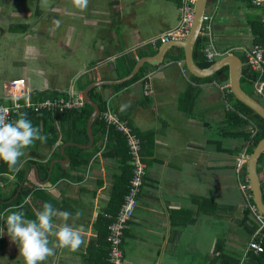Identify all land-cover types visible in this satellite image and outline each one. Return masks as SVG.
<instances>
[{"label":"crops","instance_id":"1","mask_svg":"<svg viewBox=\"0 0 264 264\" xmlns=\"http://www.w3.org/2000/svg\"><path fill=\"white\" fill-rule=\"evenodd\" d=\"M80 3L81 0H0V104H12L9 85L13 80L24 79V93L32 102L82 97L84 105L72 110H83L89 105L84 91L95 82L122 79L113 72L116 59L136 55L137 50L152 40L177 28L183 7V0H87L83 8ZM47 11L52 13L50 21L45 19ZM207 14L213 16L216 49L238 56L244 68L248 66L246 51L258 45L259 36L254 29L255 24H264V4L255 6L252 0H209ZM25 26L29 28L25 30ZM159 47H155L157 52ZM172 50L162 65H151L157 68L149 69L140 80L121 90L101 89L115 86L101 83L88 91L89 97L94 88L102 91L107 101L102 116L106 112L117 115L143 144L147 175L134 218L125 233L124 264H190L194 252L189 238L195 235L204 240L207 230L214 242L201 252L206 264L219 256L220 243L225 242L226 254L238 256L244 255L251 239L240 221L245 208L252 204L253 193L250 189L252 197L247 198L241 191L237 163L244 152L247 160L252 154L246 151L248 142L242 138L224 137L228 133L224 130L229 127L234 130L229 132L238 133V127L234 129L226 121L227 112L238 103L234 95L230 97V80L224 84L196 80L187 70L184 56L180 62L171 60V55L180 53ZM136 59L138 62L141 58ZM152 73V94L146 95L144 83ZM257 76V80L264 82V74L257 73ZM253 90L250 96L264 106V92H258L255 84ZM19 101L24 103L25 98ZM22 111L33 112L24 108L17 115ZM56 125L59 130L60 124L56 122ZM111 128L115 129L107 125V132ZM42 129L40 135L46 137ZM61 140L60 137L54 147L41 145L43 141L36 140L25 148L18 160V171L0 177L3 197L18 188L13 201L23 188L35 187L22 204L33 215L46 202L37 194L40 190L55 199L52 205L58 212L72 214L68 223L81 232L82 244L76 250L58 248L55 237L50 236L53 254L40 264H109V243L105 240L107 233L102 230L105 222L101 219H110L120 209L111 205L120 164L113 157H104L105 136L87 167L73 169L71 180L53 184L50 177L42 178L37 163L53 158L61 145L64 158L52 161L50 175L57 162L69 170L71 160L65 149L79 143L62 145ZM62 161L65 162L62 164ZM22 171L25 174L21 181ZM262 174L263 169L260 178ZM234 188H238L242 198L224 200L227 198L224 195L231 194ZM225 214L231 229L224 237L216 229H222ZM27 218L33 216L28 213ZM250 218L258 229L252 212ZM63 222L59 215L53 217L55 226ZM0 226H3L2 220ZM244 236L247 240L239 245ZM2 239L0 264H23L16 244L6 234Z\"/></svg>","mask_w":264,"mask_h":264},{"label":"trees","instance_id":"2","mask_svg":"<svg viewBox=\"0 0 264 264\" xmlns=\"http://www.w3.org/2000/svg\"><path fill=\"white\" fill-rule=\"evenodd\" d=\"M39 10V9H38ZM39 13V11H37ZM29 26H25V30H27ZM255 35L259 36L257 39L258 45H264V24H255ZM262 38L263 40H261ZM207 39L203 37H199L195 48H194V61L195 63L201 67V68H207L211 66L214 62H208L206 58L204 57V50L207 45ZM161 43H158V47ZM179 51L180 53L171 55V60L180 62L184 60V52L181 48H173L172 52ZM157 49L153 47L151 44H147L146 47L140 48L136 51L135 54H127L122 55L116 59L115 67L113 69L114 75L117 78H123L131 73V71L134 69L137 59L143 58L146 56H152L156 54ZM157 67H153L149 64H145L139 71L137 75H135L130 81H127L121 85H115V86H103L101 89H107L111 88L113 90H121L124 87L130 85L131 83H134L138 80H140L146 72H148L149 69H154ZM257 73L252 71L249 66H245L243 69V77H242V87L246 93L249 95H252L254 90V84L257 82ZM195 78V77H194ZM199 81H216L219 84H224L229 81V72L228 67L222 68L220 71H218L215 75L205 78V79H199L195 78ZM249 85H247V83ZM90 97L91 99L96 102L100 108V116L94 121L92 126V132L95 138V144L93 149H83L79 146H73L69 145L65 149L66 154L71 160V167L69 170L63 168V166L60 163H55L53 167V171L50 175L51 170V163L56 158L63 159V155L61 152V145L56 150V154L53 158L46 161L45 163L38 162V168L41 172L42 178L47 179L50 177V182L53 184H57L60 181L64 180H71L70 171L73 169H79L81 167H87L89 163L91 162L93 156L98 152L99 147L98 143L99 141H102L105 136H107V143L105 147V153L104 157H113L114 159H117V162L120 164V176H116V183L114 185V194L112 197L111 205L115 207V209L121 208L125 195L127 193L128 187L130 185V180L133 177V166H132V156L129 152V146L127 144L125 136L122 135V133L117 132L115 129L111 128L109 132H107V125L104 122V117L102 114L105 112L107 108V101L102 95V91L98 90V88H94L90 91ZM231 98H234L233 94H230ZM235 105V109L229 110L227 112V124H231L234 129L237 128L238 133L233 134L229 131H232L230 127L224 132L228 131V133L224 134V137H240L245 142H248V147H245L246 151L249 154H252L254 149L257 146V143L260 142L264 138V119L260 117L257 113H255L251 108L246 106L245 104L239 102ZM23 113H26V118L29 119L33 126L38 127L40 132V127L43 129L41 130V133H46L45 136L47 137V141H43L41 145H47L48 147H54L58 140L61 137V143L66 144L68 142H75L79 144H88L90 142L89 135H88V120L93 112V107L89 105H85L84 109L81 111H64V112H56V113H50V112H41L39 114L35 113L34 111H22ZM21 112V113H22ZM19 117V115H16L14 117V120H16ZM13 120V121H14ZM56 122L60 124V129H57ZM70 124V125H69ZM237 124V125H236ZM252 124V126L250 125ZM69 126V127H67ZM252 127V128H251ZM251 129V130H250ZM234 131V130H233ZM143 149V144H142ZM141 153H143L141 151ZM246 154V152H244ZM264 166V153L260 156L257 170L258 174L260 175L262 172ZM4 173H12L7 165L3 162H0V177L4 175ZM25 172L22 171L19 174V180L24 179ZM237 177L239 181H247L248 180V172H247V164H245L241 171L237 173ZM35 189V187L22 189V191L18 194L17 197L13 201L11 199L16 195L18 188L14 190V192L3 197V187H0V214L4 213V216L8 214V211L12 210H22L27 217L28 213L35 218V215L33 213L29 212L27 207H24L22 204L25 200V198L30 195V193ZM37 192V191H36ZM252 193V191H251ZM37 194L41 195L46 202H49L51 204H54L55 199L47 192L45 191H38ZM264 199V196H263ZM251 203L254 204L253 199H251ZM22 205V209H20V206ZM17 207V208H15ZM117 207V208H116ZM15 208V209H13ZM120 210V209H119ZM119 211L117 212V214ZM112 216L110 219L102 218L101 220L105 222L103 225L102 222V230H106L107 235H105V240L108 239L109 226L113 223L114 217ZM251 211L249 207H246L245 210L242 213L241 218V225L245 228V230L248 232L252 237L255 235L254 232L257 231V225L251 221ZM105 220V221H104ZM252 222V225H249V223ZM3 226L5 222L2 220ZM108 236V237H107ZM250 239V240H251ZM2 242L4 240H0V246H2ZM107 242V241H106ZM250 242V241H249ZM109 243V239H108ZM225 242H222L217 247V250L219 251V256L214 257L211 259L210 264H264V252L256 254L254 251H247L248 244L245 249L244 255H228L225 252ZM110 245V244H109ZM263 247H264V239H263ZM247 254V255H245Z\"/></svg>","mask_w":264,"mask_h":264},{"label":"built area","instance_id":"3","mask_svg":"<svg viewBox=\"0 0 264 264\" xmlns=\"http://www.w3.org/2000/svg\"><path fill=\"white\" fill-rule=\"evenodd\" d=\"M197 0H183L181 21L177 28L167 32L157 39L149 42L153 47H156L158 43L164 44L170 41H183L187 38L193 25L195 17V5ZM255 6H263L264 0H252ZM201 37L207 39V45L204 50V57L208 62H214L222 57L223 54L216 49L213 42V16L206 14L204 17L203 28L200 34ZM246 60L248 66L261 76L264 74V46L254 45L253 48L246 51ZM152 74L146 77L144 83L145 94H152ZM25 80L17 79L13 80L9 85L10 97L16 96L18 99L12 102L11 105L0 104V121L10 122L14 120V117L22 109H32L36 113L42 111H49L52 113L64 112L66 110H72L81 108L84 105L82 97L78 99L71 98L66 99H54L45 100L41 103H35L31 101V98L24 93ZM258 92L263 93L264 82L259 79L255 83ZM19 98H25V102L21 103ZM13 101V100H12ZM106 124L110 127H114L117 131L121 132L127 141L129 146V152L132 156L133 177L130 180L127 193L124 198V202L119 210V213L114 218L113 223L109 226V264H124L125 257L122 249L126 230L130 221L134 218L136 209L138 207V197L144 186L145 178L147 175V167L142 158V143L139 137L133 134L131 128L122 122L117 115L111 112H106L104 115ZM247 154H242L238 159L237 173H239L242 167L247 164ZM262 192L264 194V166L263 174L261 177ZM240 189L244 196L251 198L250 194V181L249 178L246 181L240 182ZM250 210L255 222L258 224V229L254 232V236L248 244L247 251H254L256 254L264 252L263 239H264V214L261 213L255 205H250Z\"/></svg>","mask_w":264,"mask_h":264},{"label":"clouds","instance_id":"4","mask_svg":"<svg viewBox=\"0 0 264 264\" xmlns=\"http://www.w3.org/2000/svg\"><path fill=\"white\" fill-rule=\"evenodd\" d=\"M86 2L81 0L80 7H85ZM11 99L15 102L18 97L12 96ZM45 139L38 127L26 118V113H20L15 121H0V162L5 163L11 172L18 171V160L24 149L36 140ZM57 215L64 221L59 226L53 223V217ZM71 215L68 211L58 212L49 202H44L35 212V218H27L22 210L8 211L6 216L0 214V220L5 222L0 226V237L6 234L16 244L23 264H40L53 254V248L49 246L50 236L55 237L54 243L58 248L76 250L82 244L81 232L68 223Z\"/></svg>","mask_w":264,"mask_h":264},{"label":"water","instance_id":"5","mask_svg":"<svg viewBox=\"0 0 264 264\" xmlns=\"http://www.w3.org/2000/svg\"><path fill=\"white\" fill-rule=\"evenodd\" d=\"M209 0H197L195 5V17L193 21L192 28L190 30L189 35L183 41H170L168 43L161 44L158 49V52L153 56H146L141 58L136 66L134 67L133 71L125 78L115 81H106V82H95L91 84L85 91H84V98L86 102L93 106L94 111L90 116L88 121V134L90 137V143L88 145H79V147L84 149H90L94 145V136L92 133V126L94 121L100 116V108L99 106L93 102L88 94V91L101 83L109 84V85H119L126 81L131 80L143 67V65L150 64L154 66H160L164 63L165 56L169 52L170 49L174 47H179L184 50V57H185V65L187 70L191 75L197 78H208L216 74L224 67L229 68V80H230V88L231 92L235 96V98L251 108L255 113H257L260 117L264 119V106L260 104L257 100L253 97L248 95L241 86V79L243 77V68L244 62L238 56L234 55H226L219 60L215 61L211 66L207 68L199 67L194 61V48L198 38L200 37L204 17L207 14V7H208ZM264 153V138L257 143L256 148L254 149L252 155L247 160V172L248 178L251 185V190L253 193L254 203L257 206L258 210L264 214V199H263V192L262 186L260 182V175L258 174L257 166L259 162L260 156ZM68 161V159H66ZM65 161H62L63 164ZM53 164V163H52Z\"/></svg>","mask_w":264,"mask_h":264},{"label":"rangeland","instance_id":"6","mask_svg":"<svg viewBox=\"0 0 264 264\" xmlns=\"http://www.w3.org/2000/svg\"><path fill=\"white\" fill-rule=\"evenodd\" d=\"M21 1V0H20ZM28 2V1H27ZM30 2V1H29ZM24 3H20V5H23ZM27 4V3H26ZM24 7H25V5H24ZM27 7H29V6H27ZM45 13V12H44ZM47 13H48V16H46V20H48V21H50V19H51V16H50V14H52V13H49V11H47ZM43 16V15H42ZM41 16V17H42ZM48 33L49 34H51L52 33V31L51 30H49L48 31ZM224 179V178H223ZM234 180L236 181V178H234ZM237 183V182H236ZM231 184H234L233 182H231ZM239 188V187H238ZM238 188H234V189H232V193L230 194H226V195H224V197H227V198H225L224 200H227V199H232V201H236V200H238V199H241L242 197H241V195H242V193L238 190ZM227 214H225V216H222V218H223V226H222V229H220L219 230V227H217V233H219L220 235H222V234H224V237H225V233H229L230 232V227H231V224H230V221L228 220L229 218H227ZM208 233V230L205 232V239L204 240H202V238L201 239H198V238H196V236L194 235V236H191L189 239H191V241H190V243H191V245H190V249H192V252H194V255H191L190 257V261H191V263L190 264H206V262H205V258H203L202 257V253L201 252H203L205 249H207V248H209V246L211 245V243H213L214 242V238H213V236L212 235H209V234H207ZM218 234V235H219ZM241 238V236L239 237V239ZM247 240V237H243L241 240H240V243H239V245H243L244 244V242ZM206 251V250H205ZM197 252L199 253L198 255H197ZM201 256V257H200ZM200 259V260H199Z\"/></svg>","mask_w":264,"mask_h":264}]
</instances>
